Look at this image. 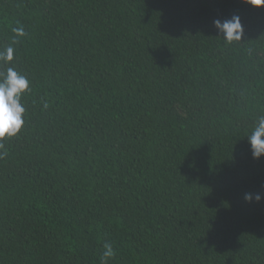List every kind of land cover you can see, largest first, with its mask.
<instances>
[{"label":"trees","instance_id":"trees-1","mask_svg":"<svg viewBox=\"0 0 264 264\" xmlns=\"http://www.w3.org/2000/svg\"><path fill=\"white\" fill-rule=\"evenodd\" d=\"M0 264H264V0H0Z\"/></svg>","mask_w":264,"mask_h":264}]
</instances>
